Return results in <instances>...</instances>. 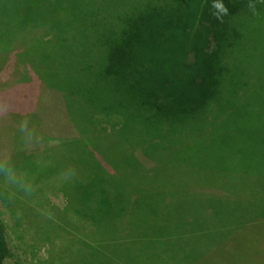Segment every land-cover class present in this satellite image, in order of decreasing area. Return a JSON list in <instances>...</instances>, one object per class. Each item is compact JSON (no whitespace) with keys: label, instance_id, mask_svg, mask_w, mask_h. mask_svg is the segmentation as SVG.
Listing matches in <instances>:
<instances>
[{"label":"trees","instance_id":"trees-1","mask_svg":"<svg viewBox=\"0 0 264 264\" xmlns=\"http://www.w3.org/2000/svg\"><path fill=\"white\" fill-rule=\"evenodd\" d=\"M14 46L18 51L12 57ZM13 59L15 64L4 69ZM57 64L67 71L60 77ZM19 65L33 69L38 82L29 70L8 79L11 72H19ZM1 72L7 75L0 76V96L1 89L13 90L16 84L22 93L0 99V116L7 111L22 124L11 134L9 127L0 126V146L5 137L15 145L9 157L0 152V162L29 170L39 157L58 151L61 138L49 147L55 138L44 134L43 124V134L33 140L44 145L28 151L30 134L24 128L28 87L52 89L60 104L55 99L49 104L53 111L59 107L69 139L62 147L80 141L103 194L115 201L124 192L125 179L165 180L182 172L195 164L198 151H214L226 139L231 122L237 124L264 106V0H0ZM16 97L21 105L14 108ZM36 122L32 134L37 133ZM49 130L62 133L55 126ZM137 148L151 167L133 153ZM263 165L247 172L254 182ZM4 178L0 172V185ZM257 183L235 188L236 196L264 201V182ZM17 189V199L21 193L31 198L25 187ZM68 199L65 214L77 202ZM85 223L51 228L47 260L61 258L65 264L72 256L69 250L92 247ZM46 234L41 231V236ZM10 241L0 216V264L11 256Z\"/></svg>","mask_w":264,"mask_h":264},{"label":"rangeland","instance_id":"rangeland-1","mask_svg":"<svg viewBox=\"0 0 264 264\" xmlns=\"http://www.w3.org/2000/svg\"><path fill=\"white\" fill-rule=\"evenodd\" d=\"M13 50L12 57L18 47L14 46ZM15 62L13 59L4 69ZM18 69L19 72H11L8 79L19 78L15 74L29 70L33 81L38 82L29 66L19 65ZM55 69L58 77L67 72L63 65L57 64ZM6 75L7 72L0 73L1 77ZM28 88L24 99L28 116L24 128L30 134L27 150L39 151L44 145L35 141L43 134L42 124L47 129L44 134L55 138L47 143L49 147L56 139L61 138V141L56 143L57 152L43 159L39 157L29 170L26 166L21 170L14 167L28 184L25 191L30 199L23 193L17 199V188L24 187L8 182L6 176L0 185L3 189L0 216L7 225L12 248L6 264H60L61 258L47 260L49 242L53 238L50 229L77 228L85 226V222L94 240L92 247L76 246L69 250L72 256L67 261V256L64 258L65 264H264V201L245 194L236 196L239 192L234 191L239 186L264 182L261 178L264 172L255 182L247 173L264 164V106L250 111L237 124L230 121L232 132L212 147L214 151H198L195 164H188L182 172L172 173L165 180L160 177L125 179L123 194L110 201L103 194L105 190L95 178L92 163L80 148V141L75 140L78 137L72 138L76 141L73 144L62 147L63 141L69 139L64 134L59 107L53 111L54 107L49 104L53 99L60 104L53 90ZM12 89H1L0 99L9 93L21 95L22 88L18 84ZM16 98L12 102L14 108L21 105L19 97ZM35 119L37 133L32 134ZM20 124L7 111L0 116V126L9 127L10 134L21 127ZM54 126L62 133L55 132ZM20 134L24 136V132ZM1 143L4 158L15 152L11 138L5 137ZM133 153L147 168L152 166L146 156H141L139 148ZM219 166L236 171L222 170ZM205 186L209 191H205ZM5 190L9 194L6 197ZM181 191L190 193L183 196ZM67 196L77 201L69 215L62 212L69 200ZM41 231L48 234L41 236ZM55 241L58 243L57 239Z\"/></svg>","mask_w":264,"mask_h":264},{"label":"clouds","instance_id":"clouds-1","mask_svg":"<svg viewBox=\"0 0 264 264\" xmlns=\"http://www.w3.org/2000/svg\"><path fill=\"white\" fill-rule=\"evenodd\" d=\"M0 172L7 177L8 182L13 184H19L26 189L29 187L24 178L17 174L16 170L10 164L0 162Z\"/></svg>","mask_w":264,"mask_h":264}]
</instances>
